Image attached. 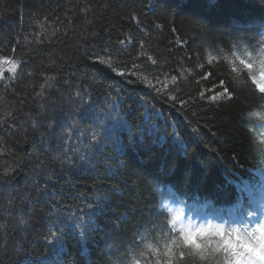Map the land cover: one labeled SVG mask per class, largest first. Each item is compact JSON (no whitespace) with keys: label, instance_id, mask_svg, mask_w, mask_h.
Wrapping results in <instances>:
<instances>
[{"label":"trees","instance_id":"1","mask_svg":"<svg viewBox=\"0 0 264 264\" xmlns=\"http://www.w3.org/2000/svg\"><path fill=\"white\" fill-rule=\"evenodd\" d=\"M262 71L264 0H0V264H148L167 189L255 224Z\"/></svg>","mask_w":264,"mask_h":264},{"label":"clouds","instance_id":"2","mask_svg":"<svg viewBox=\"0 0 264 264\" xmlns=\"http://www.w3.org/2000/svg\"><path fill=\"white\" fill-rule=\"evenodd\" d=\"M256 83L264 87V76ZM161 209L166 230L140 253L148 264H264V217L235 224L189 214L176 202H162Z\"/></svg>","mask_w":264,"mask_h":264},{"label":"snow or ice","instance_id":"3","mask_svg":"<svg viewBox=\"0 0 264 264\" xmlns=\"http://www.w3.org/2000/svg\"><path fill=\"white\" fill-rule=\"evenodd\" d=\"M100 62L101 63H106L109 67H111V62L110 61H104L103 59H101L100 60ZM244 64H245V66L247 67V68H249L250 67V65L248 64V63H246L245 61L243 62ZM10 71H14V68L13 69H10ZM118 75H120V76H125L126 75V73H124V72H118L117 73ZM173 79H175V78H173ZM254 79V78H253ZM148 84H149V86H151V82L149 81L148 82ZM255 84V83H254ZM156 91L157 92H159V89H156ZM258 91H259V89H258ZM259 93H261V94H264V92H259ZM230 95V94H229ZM221 98V96H216V97H213L212 99H215V100H219ZM171 99L173 100V101H175L176 100V97H171ZM92 141H97V136H96V134L94 133L93 134V136H92ZM93 147L96 149V150H99V148H100V145H99V143H94L93 144ZM4 225L3 224H0V231H2L3 229H4ZM137 262L138 261H136V264H137Z\"/></svg>","mask_w":264,"mask_h":264},{"label":"rangeland","instance_id":"4","mask_svg":"<svg viewBox=\"0 0 264 264\" xmlns=\"http://www.w3.org/2000/svg\"><path fill=\"white\" fill-rule=\"evenodd\" d=\"M260 76H264V71H262L260 74H258L257 75V79L260 77ZM168 191H170L172 194H173V192L171 191V190H169V189H167ZM170 192L169 193H167V192H165L164 193V202H176V203H179V202H177L176 200H175V198H174V196L172 195V194H170ZM180 204V203H179ZM189 211V214H194V215H196V216H198V217H210L209 215H211V214H206V213H197L195 210H188ZM260 216V215H259ZM231 218L232 219H235L236 217H235V215L234 214H232L231 215ZM217 219H220V217L219 216H217Z\"/></svg>","mask_w":264,"mask_h":264}]
</instances>
